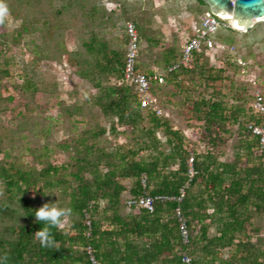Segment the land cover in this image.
<instances>
[{
  "label": "trees",
  "instance_id": "16d2710c",
  "mask_svg": "<svg viewBox=\"0 0 264 264\" xmlns=\"http://www.w3.org/2000/svg\"><path fill=\"white\" fill-rule=\"evenodd\" d=\"M198 2L205 11L210 10L204 0ZM96 13L93 6L90 16ZM138 26L141 33L142 27ZM193 36L190 29L184 42ZM214 38L228 46L233 42V38L227 42L224 36ZM84 45L88 53L102 55L104 61L96 63L97 78L93 77V66L78 76L91 79L98 89L93 102L105 117L112 119L111 133L119 135L118 127L124 128L122 132L139 131L137 144L106 151L98 139L107 135V129L89 131L76 148L75 169L69 178L63 165L48 162L40 169H24L6 165L0 159V181L8 199V204L0 203V264H93L88 247L98 264H186V256L191 257V264H263L264 250L247 234L253 214H264V148L259 137L248 129V124L259 122L261 115L251 106L229 108L221 99L201 98L193 109L203 122L212 150L189 152L185 135L173 128L165 112L157 115L143 108L135 86L123 81L126 52L122 55L110 51L94 33ZM209 50L202 46L193 53L189 65L174 71L167 69L180 61L182 48L178 54L171 49L164 56L165 82L154 83L151 89L163 111L161 91L167 78L193 72L195 61L206 58ZM137 67L142 70L139 58ZM109 75L114 77L112 85H103V77ZM221 78L219 74L209 75L212 82ZM144 122L148 124L142 126ZM227 124L238 125L241 137L234 157L222 161L213 149L224 142L223 134L231 133ZM159 131L165 142L157 137ZM191 155L193 175L188 163ZM130 179L133 184L128 188L124 181ZM55 188H62L68 196L67 216L81 219L73 221L74 234L35 216L43 204L35 205L34 201L44 196V190ZM182 190L184 195L179 201ZM125 192L130 196L123 204ZM140 196L164 199L156 201L153 212L128 205L129 199ZM102 202L105 207L100 211ZM124 205L129 209L126 214L122 213ZM177 208L188 227L187 243L182 239ZM18 217L24 222H8ZM40 231H47L52 242L46 243L37 234ZM232 247L237 254L223 259L221 252Z\"/></svg>",
  "mask_w": 264,
  "mask_h": 264
},
{
  "label": "rangeland",
  "instance_id": "374dc122",
  "mask_svg": "<svg viewBox=\"0 0 264 264\" xmlns=\"http://www.w3.org/2000/svg\"><path fill=\"white\" fill-rule=\"evenodd\" d=\"M5 2L9 15L0 23V159L6 165L24 169H40L48 162L63 165L67 178L75 169L76 148L89 131L107 129V135L98 139L106 151L134 147L139 134L122 132L123 127L117 128L119 135L111 133L112 119L105 117L93 102L98 89L91 79L78 76L93 66V77L97 78L96 63L104 61L102 55L86 50L84 43L90 41L91 34L105 42L110 51L124 55L129 42L127 25L134 24L140 37L141 69L162 71L166 65L164 56L171 49L180 53L191 27L200 22L205 11L198 0ZM93 6L97 8L94 17L90 16ZM138 25L142 27L141 33ZM215 36H224L227 42L233 38V42L231 46L225 44L224 51L218 47L206 51V58L195 61L193 72L168 77L161 91L166 116L173 128L185 135L186 149L196 154L212 150L203 122L193 109L196 101L212 96L223 100L229 108L244 105L248 109L255 93L264 95V21L256 22L247 32L221 28ZM210 74L222 78L212 82ZM112 78L103 77V85H112ZM227 125L231 133L223 134L224 142L213 149L222 161L234 157L241 137L238 125ZM157 137L166 140L161 131ZM124 183L129 188L133 180ZM4 189L0 181V203L8 204ZM44 191L35 205L66 209L69 199L62 188ZM128 196L129 192L123 194V204ZM104 207L105 202L100 203V211ZM124 207L122 213L126 214L129 209ZM77 220L80 217L66 215L60 227L74 234L72 224ZM8 222L22 223L24 218ZM247 234L252 243L264 250V214H253ZM234 253L232 247L220 255L230 259ZM261 261L264 264V257Z\"/></svg>",
  "mask_w": 264,
  "mask_h": 264
},
{
  "label": "built area",
  "instance_id": "2783aa9c",
  "mask_svg": "<svg viewBox=\"0 0 264 264\" xmlns=\"http://www.w3.org/2000/svg\"><path fill=\"white\" fill-rule=\"evenodd\" d=\"M221 28H232L230 24V19L220 17L215 15L210 10L204 12L201 20L198 24L192 26V31L194 36L188 38L187 41L182 46V56L179 62L168 67L167 71H174L180 68L182 65H187L195 51L201 49L202 46H207L209 49L218 47L219 49H227L226 45L219 43L215 40L214 36ZM127 32L129 36L128 49L125 56V67H124V77L123 81L126 84L134 85L137 93L138 99L143 108H147L155 112L157 115H164V111L158 103V99L152 94V85L154 83L163 84L165 82L166 70L156 71L148 73L138 69V58H139V34L134 24L129 23L127 25ZM251 107L255 113L261 115L260 121H252L248 124V129L260 139L261 149L264 148V95L260 92L255 93ZM194 157L191 155L189 157L188 163L191 166L190 174L193 175V164ZM144 182V181H143ZM184 195V190H182L181 197L178 198L180 201ZM162 197L153 196H140L134 197L128 200V205L141 207L149 212L155 210L156 201ZM177 210V215L179 217L180 230L184 243L188 242V227L185 220L181 214L179 208ZM90 225V222H88ZM88 251L91 254V259L93 264H98L92 255V249L88 247ZM184 262L186 264H191V257H184Z\"/></svg>",
  "mask_w": 264,
  "mask_h": 264
},
{
  "label": "water",
  "instance_id": "95a60500",
  "mask_svg": "<svg viewBox=\"0 0 264 264\" xmlns=\"http://www.w3.org/2000/svg\"><path fill=\"white\" fill-rule=\"evenodd\" d=\"M211 12L230 19L232 29L247 32L264 21V0H204Z\"/></svg>",
  "mask_w": 264,
  "mask_h": 264
},
{
  "label": "clouds",
  "instance_id": "9594fccd",
  "mask_svg": "<svg viewBox=\"0 0 264 264\" xmlns=\"http://www.w3.org/2000/svg\"><path fill=\"white\" fill-rule=\"evenodd\" d=\"M8 15L9 8L5 0H0V23L5 22ZM67 214V209L58 208L55 205L49 207L48 204L43 205L35 212L37 220H43L46 224L51 226H62L63 220L61 218ZM37 234L43 237L46 243L52 242V238L47 234V231H40Z\"/></svg>",
  "mask_w": 264,
  "mask_h": 264
},
{
  "label": "bare ground",
  "instance_id": "6f19581e",
  "mask_svg": "<svg viewBox=\"0 0 264 264\" xmlns=\"http://www.w3.org/2000/svg\"><path fill=\"white\" fill-rule=\"evenodd\" d=\"M224 18H226V17H224Z\"/></svg>",
  "mask_w": 264,
  "mask_h": 264
}]
</instances>
